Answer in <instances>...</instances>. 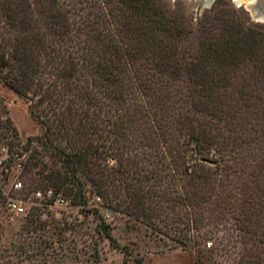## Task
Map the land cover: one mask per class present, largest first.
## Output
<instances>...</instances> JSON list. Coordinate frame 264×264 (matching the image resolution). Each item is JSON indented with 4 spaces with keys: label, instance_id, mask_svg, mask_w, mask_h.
I'll list each match as a JSON object with an SVG mask.
<instances>
[{
    "label": "rangeland",
    "instance_id": "obj_1",
    "mask_svg": "<svg viewBox=\"0 0 264 264\" xmlns=\"http://www.w3.org/2000/svg\"><path fill=\"white\" fill-rule=\"evenodd\" d=\"M65 1L77 21L90 12L100 16L110 12L113 23L123 27L128 26V16L133 13L121 0ZM28 2L38 10L36 0ZM157 3L171 20V28L162 32L163 44L177 47L180 57L184 55L189 61L200 55L201 42L218 39L232 18L243 27L264 32V20L254 19L251 10L237 0H214L195 17L188 8L189 0H174L173 4L169 0H157ZM3 10H0V32L2 37H7L9 24ZM130 24L133 29L137 27L134 22ZM177 28L181 34L171 36ZM121 33L120 37L129 39L130 34L123 29ZM214 71L210 72L212 81L220 78L222 83L213 87V98L203 95L205 91L201 85L194 84L193 78H180L169 81L162 93L169 99L160 102L169 107L170 113L174 111L176 117L180 112L191 114L196 127L203 123L215 140V144L202 150L203 155L215 161L209 166L212 170L209 188L199 192L196 198L203 202L183 208L176 201L177 207L169 208L175 202L173 188L157 185L152 150L140 147L136 157L140 173L146 175L148 185H154V189L165 195L161 199L146 193L147 186L142 191L148 206L152 200L159 203L151 218L137 214L138 208L126 209L127 203L122 206L120 200H111L82 172L78 177L86 184L88 202L77 204L73 197L64 194L67 206L51 209L48 219H42L41 209L34 208L31 202L26 203L27 216L13 217L6 208L7 196L1 192L4 202L0 199V264H264V50L260 49L253 60L248 59L232 71L229 81ZM6 74V69L0 70V159L4 161L0 166V188L17 194L14 185L21 180L24 190L18 194L32 198L35 190L48 188L28 172L30 156L40 151L45 162L56 169L62 163H52L38 140L44 133V125L30 110L37 98L33 93L36 89L30 90L28 98L22 97L4 84ZM179 125L171 122L165 127L168 135L160 142L161 156L173 158V154L183 153L188 136ZM30 138L33 141L29 142ZM11 139L13 153L10 149L9 154L2 153V147H9ZM190 152L188 157L193 158ZM101 162L113 167L116 160L110 155ZM161 173L165 176L166 172ZM177 187L174 185V189ZM114 189L120 195L124 190L116 186ZM34 213L47 225H42V221L30 224L27 217L36 216ZM20 239V244L25 242L24 247H28L26 252L13 249L1 254L3 246Z\"/></svg>",
    "mask_w": 264,
    "mask_h": 264
},
{
    "label": "trees",
    "instance_id": "obj_2",
    "mask_svg": "<svg viewBox=\"0 0 264 264\" xmlns=\"http://www.w3.org/2000/svg\"><path fill=\"white\" fill-rule=\"evenodd\" d=\"M0 1L5 11L0 10L9 24L7 37L0 32V70H7L3 82L25 98L31 89H36L33 93L37 98L30 110L44 125L38 140L52 163H62L56 169L45 162L42 152L32 154L27 169L34 180L73 197L77 204H86V184L78 177L82 172L111 200H120L122 206L127 203L126 209L138 208L137 214L151 218L159 203L152 200L148 206L142 191L147 186L146 193L161 199L165 195L148 185L146 175L139 171L137 150L145 146L152 150L157 185L173 188L175 202L169 208L175 209L176 201L183 208L203 202L196 198L209 188V166L215 161L203 155L202 150L215 144V140L203 123L196 127L191 114L180 112L176 117L174 111L170 113L169 107L160 103L169 99L162 94L163 89L170 80L193 78L194 84L205 91L203 95L213 98V89L222 80L212 81V71L215 69L229 81L232 71L264 50V32L243 27L232 18L220 37L202 41L200 55L189 61L184 55L180 57L177 47L163 44L162 32L171 28V20L157 0H121L133 9L128 26L123 27L113 23L110 12L103 16L90 12L81 16L77 24L65 0H36L37 11L28 0ZM131 22L137 27L133 29ZM122 29L131 40L120 37ZM170 34L178 36L181 31L177 28ZM171 122L180 124L179 129L188 136L183 153L173 154V158L158 152L160 142L168 135L165 127ZM8 143L13 153L14 142L11 139ZM190 150L193 158L188 157ZM110 155L116 160L113 167L101 162ZM174 185L179 188L174 189ZM114 186L124 189L121 195ZM3 197L0 192L4 202ZM35 215L27 217L30 224L42 221L47 225ZM21 241L3 246L1 254L13 249L26 252L28 247Z\"/></svg>",
    "mask_w": 264,
    "mask_h": 264
},
{
    "label": "built area",
    "instance_id": "obj_3",
    "mask_svg": "<svg viewBox=\"0 0 264 264\" xmlns=\"http://www.w3.org/2000/svg\"><path fill=\"white\" fill-rule=\"evenodd\" d=\"M1 152L9 154V147L3 146ZM3 165V159H0V166ZM18 166L21 167L22 163H18ZM5 167L8 166L5 165ZM14 188L17 194H12L0 188V192L7 196L6 208L13 217L27 216L29 214L28 206L26 205L27 202L33 203L34 208L41 209L40 216L42 219H48L50 217L49 213L51 209L63 208L68 204L66 196L63 193H56L53 188L45 190L37 189L32 193V198L18 194L24 190V184L21 180L15 183Z\"/></svg>",
    "mask_w": 264,
    "mask_h": 264
},
{
    "label": "water",
    "instance_id": "obj_4",
    "mask_svg": "<svg viewBox=\"0 0 264 264\" xmlns=\"http://www.w3.org/2000/svg\"><path fill=\"white\" fill-rule=\"evenodd\" d=\"M172 4L174 0H169ZM247 6L256 20H264V0H237ZM214 0H189L188 8L193 17L199 15L206 6H210Z\"/></svg>",
    "mask_w": 264,
    "mask_h": 264
},
{
    "label": "bare ground",
    "instance_id": "obj_5",
    "mask_svg": "<svg viewBox=\"0 0 264 264\" xmlns=\"http://www.w3.org/2000/svg\"><path fill=\"white\" fill-rule=\"evenodd\" d=\"M239 2V1H238Z\"/></svg>",
    "mask_w": 264,
    "mask_h": 264
}]
</instances>
